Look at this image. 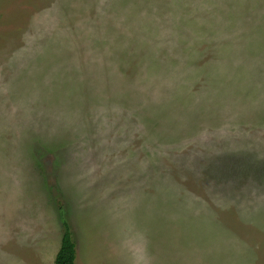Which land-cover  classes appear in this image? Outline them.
<instances>
[{"label":"rangeland","instance_id":"374dc122","mask_svg":"<svg viewBox=\"0 0 264 264\" xmlns=\"http://www.w3.org/2000/svg\"><path fill=\"white\" fill-rule=\"evenodd\" d=\"M264 264V0H0V264Z\"/></svg>","mask_w":264,"mask_h":264},{"label":"trees","instance_id":"16d2710c","mask_svg":"<svg viewBox=\"0 0 264 264\" xmlns=\"http://www.w3.org/2000/svg\"><path fill=\"white\" fill-rule=\"evenodd\" d=\"M77 245L73 239L70 227L64 223L60 249L56 254L54 264H77Z\"/></svg>","mask_w":264,"mask_h":264}]
</instances>
